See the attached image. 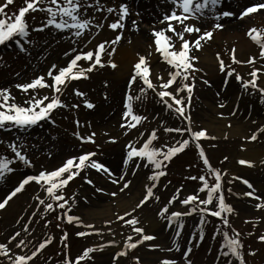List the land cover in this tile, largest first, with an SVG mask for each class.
I'll return each mask as SVG.
<instances>
[{
	"label": "rangeland",
	"instance_id": "rangeland-1",
	"mask_svg": "<svg viewBox=\"0 0 264 264\" xmlns=\"http://www.w3.org/2000/svg\"><path fill=\"white\" fill-rule=\"evenodd\" d=\"M5 2L6 0H0V4ZM122 2L127 3L130 14L124 21L123 37L114 46L115 49L121 45H130L136 49L137 59L138 55H144L148 60L153 55L157 56L156 64L149 62L152 71L151 79L157 84L159 83L156 79L157 75L163 76L165 80L168 79L170 66L163 61L159 53L155 52L153 36H150L149 41H144L139 37L141 28L147 27L151 32L153 26H157L155 24H162L160 23L162 17H153L152 11L159 8V3H162L163 0H101L105 6L117 9ZM254 2L256 0H221L216 7L217 13L230 11L236 15L230 18H221L219 23H222L224 28L213 31L212 39L202 42L203 47L199 51L191 53L199 57L196 67L200 71L194 73L195 86L190 105L186 109V115L191 117V126L194 130L207 129L209 137H216V139L202 138L199 143L212 167L222 172V191L225 202L234 209L232 213L225 215L230 226L240 234L239 239L243 243L242 253L246 264H264V242L258 239V236L264 234V208L259 210L255 208V205L261 201L237 195L251 191L242 182V180H248L253 185L256 195L264 198V156L260 158L253 169H250L252 166L239 163V157L250 148H257L264 152V133H258V138L255 141L245 139L257 129L264 127V97L251 87L244 89L241 82L236 80V73H239L244 80L250 79L248 73L252 66L233 64L230 58V51L233 48L236 50L235 54L238 60H246L250 55H258L259 49L248 37L247 32L253 27L264 31V10L244 19L238 18L240 11ZM136 3L144 5L135 7ZM234 3H238L237 7ZM21 6H24V0H14V3L8 5L5 11L11 15ZM46 6V3L40 5V7ZM172 8L166 12H170ZM207 15L211 16V13ZM149 16L153 19L143 23L144 18ZM93 17L95 18L93 23L103 24V27L97 29L90 26V29L85 31L82 36L76 37L71 30L61 31L53 26H45L48 18L46 12L29 11L26 13L27 37L13 38L0 45V89H9L12 96L15 97V103L23 104L28 95L32 94V90L26 94L17 89L16 84L30 82L40 75H44L48 79L47 72L52 65L55 64L57 69L65 67L78 51L95 50L99 43L114 39L120 30L113 31L108 27V24L118 19L116 13L109 14L106 11H95L89 8L87 18ZM246 19L248 21L238 28L229 29L226 27L234 20ZM132 21L137 22L140 31L131 30ZM173 23L175 24V22ZM186 23L197 25L202 30H212L216 21L211 18H201L200 20L190 19ZM176 27L177 31L182 30V26L176 25ZM168 35L172 34L168 33ZM195 35L196 33L191 36L185 34V39H192ZM18 39L19 42H17ZM173 40L176 48L179 49L180 40L176 37ZM18 46L24 48V51L19 52L16 48ZM203 50L208 51L214 65L202 63L200 55ZM150 52L151 56H149ZM216 53H220L225 64L236 70V73H233L231 77H226L225 73L219 71ZM114 54L110 59H113ZM102 59L105 61L104 67L97 66L92 72L87 73V78L70 80L67 83L60 94V99L66 107H59L52 118L47 117L35 125L24 128L11 125L0 128V160L8 161L11 169L0 176V201L5 199L27 176L37 175L40 171H52L60 167L68 158L78 157L85 152H95L96 155L92 159L107 166L113 176L109 177L103 172H97L89 167L81 171L63 189L65 199L69 201L66 208H71L69 215L78 216L83 221V224L79 225L76 221L69 223L66 216H63L66 209L56 208L55 204L54 210L45 212L44 205H40L36 197L44 199L45 204L53 203V201L47 197L41 185L34 181L29 182L8 202L4 209H0V244H8L11 249L10 255L30 256L41 242L51 238V242L37 253L29 261V264H65L66 260L75 264L76 257L87 247L96 249L90 253L93 258L81 261L80 264H137L136 257L139 258V264H161V261L165 259L174 260L176 264H187V260H190L191 264H229V262L239 264L236 258L225 259L223 256L222 258L220 255H216L217 253H212L209 245L205 243L203 245L202 243L192 244L194 237L201 235V229L203 233L209 229L205 220L201 224L199 212L192 213L188 219L182 218V216L171 217L172 212L188 210L190 206L182 204L181 201L187 195L195 193L201 185L199 180L188 179V177L205 175L210 184L214 183V177L208 174L198 155L195 142H190L182 152L173 156L171 161L165 162L166 167L163 170L166 175L161 176L158 182L149 180L148 177L153 174L154 168L152 165L145 167V161L134 158L129 161L127 166L124 165L123 162L128 151L126 145L132 142L136 147H140L153 130L156 131L158 137L153 141L155 147L165 144L172 145L177 140L184 138L190 139L187 133L181 137L178 133L164 131L166 127H183L187 121L178 117L161 103L152 90H147L145 95H141L139 89L142 82L139 79L129 88V78L133 70L129 75H124V72L122 75H117L118 67L112 69L107 64L109 57L105 55L102 56ZM88 63L83 59L78 62L82 67H87ZM262 64L264 61L257 60L255 67L259 68ZM155 68L157 72L154 75ZM204 80L209 81V84H205ZM48 82L51 83L50 80ZM257 83L260 87H264V74L260 76ZM230 84L233 87L232 95L227 98L226 93ZM172 87L174 88L175 85ZM75 90H79L85 95L77 96ZM208 91L212 98H209L211 101L207 100V103L216 109L211 113L208 105L204 104L203 97ZM115 92L117 99L114 96ZM129 93L134 97H141L139 100L132 101L134 112L147 117V120L132 129L120 126L124 122L122 114L125 110L126 96ZM38 94L51 96L52 92L51 89L45 88L39 89ZM180 96L186 98L187 93L182 92ZM85 100L91 102L94 107L87 108L84 104ZM221 103L224 104V107H219ZM73 105L78 107H72ZM205 112L225 124L227 129L241 125L244 127V131L236 136H231L229 131L224 132L223 135L215 136L203 123L206 121ZM220 113H223V117L219 115ZM233 113L235 114L233 115ZM200 115L201 117H199ZM77 121H79V126ZM229 125L231 126L229 127ZM93 132L96 133L95 143L81 142L75 135V133H79L81 136H88ZM140 133H144L143 138L140 137ZM113 138L115 142H112ZM138 140L139 143H137ZM10 145H15L17 150L28 158L30 164L20 161ZM116 151L121 152L119 157L121 162L118 168H113L108 160L113 157V153ZM225 157H227L226 160ZM137 164L139 167L136 166ZM242 168L248 170H241ZM121 175H124L125 180L131 181L129 187L123 192L120 191L123 182L112 183V179L119 178ZM85 177L93 183L88 184ZM236 177L242 179H236ZM153 183H156L153 191L159 200L150 199L141 208L132 212V216L139 220L137 226L142 227L146 234L154 236L155 239L145 241L132 250L124 249L125 240L129 235L134 239L139 237L130 226L117 220L118 212L116 211L112 213L111 224H105V221L108 220L91 224L96 229L102 230L100 235L84 226V222L87 220L83 215V210L90 207L91 200L114 206L119 198L134 197L137 191L136 200L130 201L132 207L128 211H131L144 196L145 186ZM98 188L103 191H97ZM111 192H117L118 195L113 197L109 195ZM173 195H177L178 198L169 203ZM199 195L201 198H205L206 193L201 192ZM71 197H74V200L69 199ZM215 203L214 200L209 207L214 208ZM164 207H167L169 211L164 217H161L159 213ZM58 216L62 218L57 219ZM130 218L125 217V219ZM151 218L159 222L158 227L150 228L151 224L148 220ZM174 221L176 222L174 223ZM212 221L219 229H225L222 223L216 222L214 219ZM25 226H27V231H24ZM177 231L180 232L179 237L176 236ZM16 232H20V236L9 244L10 237ZM78 232L92 234L78 236ZM65 233H67L66 240L62 239ZM20 240L25 241V246L18 248L16 244ZM110 240H114L116 243L109 245L108 241ZM173 241L179 246V250H176ZM196 241L201 242L202 240L199 237ZM101 242L107 243L102 250L99 247ZM149 245H158L159 247L149 248ZM188 248H191V252L185 259L184 254ZM119 251H127V255L114 260ZM252 252L255 255H250ZM0 264H10V262L6 257L0 255Z\"/></svg>",
	"mask_w": 264,
	"mask_h": 264
},
{
	"label": "snow or ice",
	"instance_id": "snow-or-ice-1",
	"mask_svg": "<svg viewBox=\"0 0 264 264\" xmlns=\"http://www.w3.org/2000/svg\"><path fill=\"white\" fill-rule=\"evenodd\" d=\"M166 2L171 3L173 8L170 12H165L163 14L160 23H166V27L160 30H157L154 26L151 30V35L153 36V44L155 46V52L159 53L163 61L170 66L168 72V79H164L163 76L157 75L156 79L159 83H154L151 79L152 71L149 60L144 55H138V60L133 65V72L129 78V88H131L139 79L142 82V86L139 91L141 95H145L147 90H152L155 95L159 98V101L163 103L169 110H172L178 117H182L187 124L183 127L177 128H164L165 132L171 133L175 132L184 136L185 133L188 134L189 138H184L177 140L174 144L168 145L165 144L161 147H155L153 141L158 139L157 133L153 130L140 147H136L135 144L129 142L126 147L128 148L126 159L124 160V165L127 166L129 161L134 158L145 161V167L152 165L154 168L153 174L149 176V180L158 182L161 176L166 175V172L163 170L166 167V163L171 161L172 157L176 154L182 152L190 142L196 143V148L198 150V155L202 160L205 168L208 171V174L214 177V183H209V180L205 175H200L199 177L190 176L188 179L199 180L201 182L200 187L193 194L187 195L181 203L190 206L186 212L175 211L171 213V217L179 218L184 215H191L194 212L200 213L201 224L204 223L205 216H212L221 219L223 225L226 228H230L229 221L225 214H230L234 211L233 207L225 202V197L222 191V172L219 169H214L210 164V161L205 154L204 149L199 143V140L202 138H211L216 139V137H209L207 129L194 130L192 128V120L189 115H186V109L190 105L191 95L193 88L195 86V75L194 73L200 71L196 67V62L199 61V57L192 55L193 51H199L203 47L202 42H207L212 39L213 31L217 29H223L224 25L219 23L222 17H231L235 16L236 13L230 11H223L220 13L216 12V7L220 4L221 0H166ZM14 3V0H6L4 4H0V45L5 44V42L12 40L13 38H24L28 35V25L25 21V15L29 11H43L46 12L48 18L45 22V26H53L57 30L65 31L71 30L76 37L82 36L85 31L91 27L97 29L102 28L103 24H94L93 18H87V11L89 8L94 9L95 11H106L107 13H116L118 19L112 21L108 24V27L117 31L118 34L111 41H104L99 43L95 50L89 51H78L77 54L68 62L67 66L60 67L57 69V66L54 64L47 72V78L44 75L37 76L32 79L30 82L23 84H16L15 87L20 89L24 93H29V90H32V94L28 95V98L23 102V104L15 103V97L12 96L11 92L7 88L0 89V128L6 127L8 125L16 127H28L37 124L38 121L43 120L49 117V114L52 110L57 107H66L63 101L60 99V94L63 91V88L66 87L67 83L70 80H77L81 78H87V73L92 72L97 66L104 67L105 61L102 59V56H107V64L112 68L116 69L118 65L110 59L115 53V45L120 42L123 37L122 30L125 27L124 21L128 17L129 7L127 3H121L118 7L105 6L101 3V0H24V6L18 8L16 12H13L11 15L6 13L5 9L8 5ZM47 4L46 7H40L42 4ZM83 9V12H81ZM264 10V0H256L250 6L243 8L238 18L244 19L245 17L250 16L254 13H259ZM207 13H211V16H208ZM201 18L208 19L211 18L216 21L213 24L212 30H202L199 26L188 24L186 21L190 19L200 20ZM105 19H107L105 17ZM175 22V24L173 23ZM176 25L182 26L181 31H177ZM43 30V29H39ZM133 31H138V25L136 21H132ZM171 33L172 35H168ZM196 33L195 37L192 39H185V34ZM248 37L257 45L259 52L258 55H250L246 60H238L236 57L235 48L230 51V58L233 64H247L251 65L252 69L248 73L251 77L250 79L244 80L239 73H236V70L230 65L225 64L220 53H216V59L219 64V71L225 73L226 77H231L233 73H236V80L241 82L242 87L247 89L249 87L257 90L261 93V96L264 97V87H260L257 81L260 79V76L264 74V64L261 67H255L257 60L264 61V31H261L255 27L250 28L247 32ZM176 37L180 40L179 49L176 48L173 38ZM19 42V39L18 41ZM107 46V47H106ZM152 53H149L151 56ZM84 60L89 62L87 67H82L78 64L79 61ZM51 81L49 83L48 81ZM179 81V82H178ZM191 81V82H189ZM205 84H209V81L204 80ZM175 85L173 88L172 86ZM51 89V96L49 95H39V89ZM172 89L171 91L169 89ZM186 92L187 97L180 96V93ZM75 95L83 97L85 94L79 90H75ZM141 97H134L131 93L126 96L124 104V112L122 114V120L124 121L120 126L126 129L136 128L137 125L141 124L143 121L147 120L146 116L136 114L133 110V100H139ZM84 104L87 108H93L94 105L85 100ZM72 107H78L73 105ZM219 107H224V104L221 103ZM235 113H233L234 115ZM223 117V113L219 114ZM79 126V121L76 122ZM231 125H229L230 127ZM258 133H264V127L257 129L256 132H253L250 136L245 137L250 141H255L258 138ZM127 134V133H125ZM78 139L81 142H92L95 143V135L93 132L88 136H81L79 133H75ZM140 137H144V133H140ZM226 138V137H225ZM112 142H115L114 138ZM139 143V140L137 141ZM15 156L23 161L25 164H30L28 158L23 155L20 151L17 150L15 145H10ZM96 155L95 152H85L78 157L68 158L60 167L52 171H40L37 175L27 176L22 181L19 182L18 186L2 201H0V209H4L8 202L21 192L25 185L29 182L34 181L35 183L41 185L42 189L46 193L47 197L53 201V203L45 204L44 199H41L39 196L36 199L39 201L40 205H44L45 212L49 210H54V204L56 208L66 209L63 213V216H66L69 223L76 221L77 224H83V221L78 216L69 215L71 208L66 206L68 205V199H65L63 189L67 187L68 183L73 180L79 173L86 168H93L97 172H103L109 177L113 176V173L107 166L103 163L93 160L92 157ZM227 157H225V160ZM241 165L252 166L253 162L250 160L241 159L239 160ZM139 167V164L136 165ZM9 162L6 160H0V176H3L6 171H10ZM126 175V173H125ZM236 179H242L236 177ZM85 180L88 184H92L93 181L87 179ZM123 182L120 191L123 192L129 187L131 181L125 180L124 175H121L119 178L112 179V183L120 184ZM242 182L247 185L251 191L244 192L242 194L238 193L237 195H243L250 197L257 201H261L255 205V208L259 210L264 208V198L257 196L253 185L248 180H242ZM156 183L152 185L145 186V194L142 199L135 205L131 211H126L123 215H117V220L123 221L125 225L130 226L132 231L138 235V239H134L129 235L124 243V249L132 250L135 249L139 244L145 241H151L155 239L154 236L146 234L145 230L142 227H138L139 220L136 217L132 216V212H135L137 208H141L147 201L152 198L159 200V197H155L153 189L155 188ZM97 191H103V189H97ZM179 191V190H178ZM231 192V189H229ZM205 192V198H201L199 193ZM109 195L115 197L118 195L117 192H111ZM177 195L169 200V203L177 200ZM69 199H73L71 197ZM215 200V206L209 207L213 204ZM168 208L164 207L159 215L164 217L168 213ZM125 217H131L130 219H125ZM62 217H57L61 219ZM246 223L248 221H245ZM112 221H105V224H111ZM59 226V225H58ZM86 228L92 229L97 235H100L102 230L96 229L94 225L88 224L84 225ZM255 226V225H254ZM24 231H27V226H25ZM235 234L229 236L228 232L223 233L224 242L222 244V250L224 256L235 257L239 264H246L244 260L242 249L243 243L239 239V233L232 230ZM92 233L78 232V236H85ZM180 232L177 231L176 236L179 237ZM20 236V232H16L15 235L10 237L9 244L16 240V237ZM201 239L203 238V230L201 229ZM64 240L67 239V233L64 234ZM258 239L261 242H264V234L258 236ZM51 242V238L41 242L38 247L32 252L30 256L26 255H10L11 249L8 247V244H0V255L6 257L10 264H29V261L32 260L37 253H39L45 246ZM116 242L114 240L108 241L109 245H114ZM176 250H179V246L176 245L173 241ZM25 246V241L20 240L16 244V247L20 248ZM67 247V245H65ZM102 250L104 245L99 246ZM158 245H149V248H157ZM226 249V250H224ZM96 249L92 247L85 248L82 253L76 257L75 264H80L81 261L86 259H92L90 253H93ZM171 251V249H169ZM191 252V248H188L184 256L187 259L188 253ZM127 251H119L116 253L114 260L118 259L121 256H126ZM250 255H255L254 252ZM137 264H139V258H135ZM65 264H72L71 261L66 260ZM161 264H176L174 260L165 259L161 261ZM187 264H191L190 260H187ZM231 264V262H229Z\"/></svg>",
	"mask_w": 264,
	"mask_h": 264
},
{
	"label": "bare ground",
	"instance_id": "bare-ground-1",
	"mask_svg": "<svg viewBox=\"0 0 264 264\" xmlns=\"http://www.w3.org/2000/svg\"><path fill=\"white\" fill-rule=\"evenodd\" d=\"M155 3V2H154ZM143 3H141V5L139 3L134 4V6L136 7H141ZM236 4V7L238 5V3H234ZM144 5V4H143ZM159 8L157 7V9H154L153 12V17L158 18V17H163V14L170 8H172V4L166 2V0H163L162 3H159ZM163 12V13H162ZM208 14V13H207ZM153 18H151L150 16L147 18H144V22L146 23V21L150 22ZM231 21V20H229ZM248 20H242V21H238V20H234L233 22H230V24H228L226 27L229 29H235L238 28L240 26H242L245 22H247ZM157 25L155 28H162L164 26H166V23ZM140 31V29H139ZM151 36V32L150 30L147 29V27H143L141 28V31L139 33V37L144 40V41H149ZM206 49V48H205ZM137 51L133 46L130 45H121L119 46L116 51L115 54L113 56V61L118 65V74L117 75H122V72H124V75H129L131 73V71L133 70V65L134 63L138 60L137 59ZM201 57V61L202 63L205 65L206 63H210L212 65L213 64V60L211 59V56L209 55L207 50H203L202 54L200 55ZM149 62H151L152 64H156V62H158V58L157 56H152L151 59L149 60ZM156 68L154 70V75L156 73ZM232 85L230 84V87L227 89V93H226V97H230L232 95ZM116 93V92H115ZM115 99H117V93L115 94ZM204 97V104L208 105L209 108V112H215L216 109L210 107L212 105L207 103L208 101H211L209 98H212L209 91L207 93H205L203 95ZM206 117V121L203 122L205 123V126L208 128V130L210 131L211 134L215 135V136H219V135H223L224 132L229 131V134L231 136H236L238 134H241L242 131H244V127L241 125H235L230 129H227L225 127V124H222L220 121H217L216 119H214L213 117H211L207 112H205ZM201 117V115L199 116ZM121 152L120 151H116L113 153V157H111L108 162L109 164L113 167V168H118L119 164L121 161H119V157H120ZM264 156V152H262L261 150L257 149V148H250V150H247L246 152L242 153V155L239 157V160L241 159H245V160H250L253 162L252 167L250 169H253L258 162L260 161V158H262ZM241 170H248L247 168L245 169H241ZM144 183H145V179H144ZM136 196L138 194V192H135ZM136 196L134 197H130L127 199H118L116 200L114 206L112 204H104L101 203L100 201H95V200H91L90 201V207L86 208L85 210H83V215L85 217V219L87 221L84 222V225L87 224H98L100 222H103L104 220H110L111 218H113V211L118 212L119 215L124 214L126 211H128V209H130L132 207V205L130 204V201L136 200ZM151 224L150 228L154 229L156 227H158L159 222L153 218H151L150 220H148ZM107 244L106 242H101L100 245H104ZM107 250H110L109 248H107Z\"/></svg>",
	"mask_w": 264,
	"mask_h": 264
}]
</instances>
